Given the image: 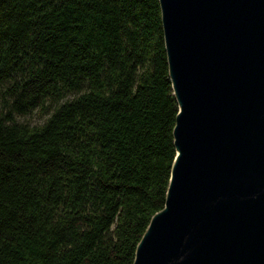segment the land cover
Masks as SVG:
<instances>
[{
    "label": "trees",
    "instance_id": "trees-1",
    "mask_svg": "<svg viewBox=\"0 0 264 264\" xmlns=\"http://www.w3.org/2000/svg\"><path fill=\"white\" fill-rule=\"evenodd\" d=\"M178 109L160 0H0V264H133Z\"/></svg>",
    "mask_w": 264,
    "mask_h": 264
},
{
    "label": "water",
    "instance_id": "water-1",
    "mask_svg": "<svg viewBox=\"0 0 264 264\" xmlns=\"http://www.w3.org/2000/svg\"><path fill=\"white\" fill-rule=\"evenodd\" d=\"M178 102L133 264H264V0H160Z\"/></svg>",
    "mask_w": 264,
    "mask_h": 264
},
{
    "label": "rangeland",
    "instance_id": "rangeland-1",
    "mask_svg": "<svg viewBox=\"0 0 264 264\" xmlns=\"http://www.w3.org/2000/svg\"><path fill=\"white\" fill-rule=\"evenodd\" d=\"M21 119H26L30 121L31 123H41L46 117H47V112L45 111H38L31 113L27 116H20Z\"/></svg>",
    "mask_w": 264,
    "mask_h": 264
}]
</instances>
